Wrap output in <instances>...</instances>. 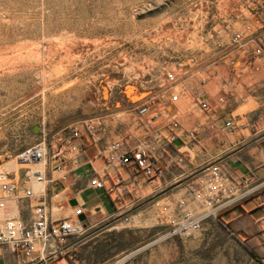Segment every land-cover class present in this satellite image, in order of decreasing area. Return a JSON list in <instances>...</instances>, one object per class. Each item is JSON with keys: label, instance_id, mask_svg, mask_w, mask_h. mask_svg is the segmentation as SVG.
<instances>
[{"label": "rangeland", "instance_id": "1", "mask_svg": "<svg viewBox=\"0 0 264 264\" xmlns=\"http://www.w3.org/2000/svg\"><path fill=\"white\" fill-rule=\"evenodd\" d=\"M258 21L264 24V0H0V168L19 171L23 152L42 143L49 149L71 127L86 132L87 123L101 122L127 132L151 103L204 102L207 93L230 96L233 88L245 98L248 73L262 62L252 66L246 45L249 24ZM237 34L242 47L232 42ZM159 193L115 219H94L71 240L86 244L73 260L115 264L121 251L129 249L124 258L155 246L162 228L154 217L146 233L118 235L115 245L111 229L122 230ZM4 254L19 264L16 253Z\"/></svg>", "mask_w": 264, "mask_h": 264}, {"label": "crops", "instance_id": "2", "mask_svg": "<svg viewBox=\"0 0 264 264\" xmlns=\"http://www.w3.org/2000/svg\"><path fill=\"white\" fill-rule=\"evenodd\" d=\"M249 25L246 45L251 51V58H254L257 44L252 36L260 30V26L252 23ZM260 59L262 62L258 71L248 73L252 80L249 85H245V98L236 93L238 88H233V92L228 94L230 96L207 93L204 101L209 103L210 109L206 111L200 106L201 98L187 100L183 96V101L177 105L164 101L157 105L151 103L145 113L137 118L138 123L127 127V132L117 131L116 125H105L104 130L92 137L83 130V139L78 141L80 151L67 154L68 161L64 171L66 181L56 186H47L48 192L44 199L51 218L55 221H75L76 208H82L94 226V219L96 222L109 217L115 219L116 213L123 206L132 208L139 203H149L151 195L160 191L158 195L161 198L155 205L128 216L129 222L121 223L122 230H119L120 226H116L118 230L111 229V243L115 245L120 240L119 236L123 237L125 233H146L154 226L149 224L154 217L157 221L155 225L162 228L158 243L155 246L136 247L124 258L129 249L121 251L116 255L115 264H264V146L259 142V138L264 137V131L262 134L256 132V127L264 130V57ZM247 61L248 59L246 63ZM228 83L230 86L233 84L230 80ZM156 114L159 117L153 120ZM173 118L181 124L179 139L174 146L181 147L180 150L188 157V163L183 168L173 167L164 173L163 164H166L169 157L163 158L161 167L156 168L155 179L149 183L141 172H135L136 179L132 180L127 171L129 168L108 164L105 158H99L107 144L124 136L137 140L145 139L157 131L167 132ZM230 120H233V124L227 126ZM212 126L215 128L212 129ZM192 129L197 131L195 141L187 134ZM216 162L231 177L246 176L252 179L253 185L262 183V187L254 190L240 204L217 217L204 220L200 228L188 234L167 235L172 230L168 216L178 217L187 210L198 218L205 212L203 205L195 201L193 196L199 188L197 173ZM105 172L110 176L106 181L107 186L118 177L123 179L122 187L126 191L123 202L117 199L116 194L89 186L93 173L103 175ZM24 174L25 170L21 168L13 175L14 181L19 183V195H24L26 189H31L34 196L18 202H8L2 212L3 219L20 215L29 221L33 217L34 206L40 200L41 188L27 182ZM168 189L171 190L166 192ZM184 201L186 205L181 204ZM85 246L86 244L75 245L69 257H63L62 263L77 264L71 254L77 256ZM6 250L16 253L19 264H22L24 259L7 244L0 245V264H11L4 254Z\"/></svg>", "mask_w": 264, "mask_h": 264}, {"label": "built area", "instance_id": "3", "mask_svg": "<svg viewBox=\"0 0 264 264\" xmlns=\"http://www.w3.org/2000/svg\"><path fill=\"white\" fill-rule=\"evenodd\" d=\"M260 31L252 36L257 44L252 66L257 59L264 57V24L257 22ZM243 36L237 34L233 39V44L242 47ZM259 65L254 67L258 71ZM170 81L175 80L174 75H169ZM178 101V96L173 98ZM202 109L209 110L208 102H202ZM159 115H154L153 120ZM233 120L227 123L232 126ZM215 127L212 126V129ZM85 129L87 133L94 137L100 130L105 129L101 122H89ZM180 122L173 118L167 132H154L145 139L132 140L124 136L113 141L102 149L99 158H105L108 164H115L122 168H129L128 173L132 180L136 179L135 172H141L150 182L156 177V168L161 167L163 158H167L166 164H163V172L173 167L183 168L188 163V157L174 145L179 139ZM263 129L256 127V132L261 133ZM188 137L195 141L197 131L192 129L187 132ZM83 139V130L81 127H71L69 133L57 140L55 145L49 149L45 143L39 144L23 152L19 157V162L25 170L24 178L32 185L41 188L39 203L34 206L33 217L27 221L21 216H14L3 219V210L8 202H18L22 199H29L34 196L31 189H26L24 195H19V183L15 182L10 172L0 168V245L7 244L12 246L23 259L24 264H49V262L59 256H68L76 242H71L74 238L83 236L89 228L93 227L90 220L86 217V212L82 208H76L74 215L75 221L65 219L55 221L51 218L47 208L45 197L48 192V185H58L66 181L64 173L68 153L75 154L80 151L79 140ZM259 142L264 146V137L259 138ZM162 156H161V155ZM51 174L49 177L48 175ZM197 184L198 190L193 193L194 200L200 202L205 212L198 218L192 215L191 211L184 210L178 217L168 216L169 226L172 228L167 235L175 236L188 234L194 229L200 228L204 220L217 217L220 213L240 204L247 199L259 187L252 184V179L246 176L231 177L221 166L219 162L209 164L199 170ZM110 179L107 172L103 175L93 173L90 176L89 186L96 190H106L109 194H116L117 199L122 202L125 200L126 191L123 189L124 181L121 177L112 181L110 186L106 181ZM186 205V201L181 203ZM130 206H123L116 213L124 212ZM128 215V214H127ZM113 218V217H109ZM126 222L129 219L126 218ZM264 248V243H263Z\"/></svg>", "mask_w": 264, "mask_h": 264}, {"label": "water", "instance_id": "4", "mask_svg": "<svg viewBox=\"0 0 264 264\" xmlns=\"http://www.w3.org/2000/svg\"><path fill=\"white\" fill-rule=\"evenodd\" d=\"M178 186V185H177ZM176 187V186H175ZM174 188V187H173ZM173 188H171V189H173ZM171 189H168L166 192H168V191H170Z\"/></svg>", "mask_w": 264, "mask_h": 264}, {"label": "bare ground", "instance_id": "5", "mask_svg": "<svg viewBox=\"0 0 264 264\" xmlns=\"http://www.w3.org/2000/svg\"><path fill=\"white\" fill-rule=\"evenodd\" d=\"M5 169V168H4Z\"/></svg>", "mask_w": 264, "mask_h": 264}]
</instances>
